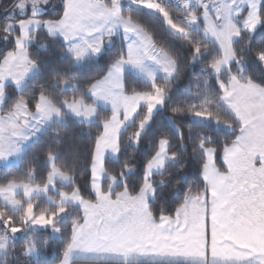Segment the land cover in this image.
Segmentation results:
<instances>
[{"label":"snow or ice","instance_id":"obj_1","mask_svg":"<svg viewBox=\"0 0 264 264\" xmlns=\"http://www.w3.org/2000/svg\"><path fill=\"white\" fill-rule=\"evenodd\" d=\"M130 3L183 51L122 0L4 9L0 264H264V0Z\"/></svg>","mask_w":264,"mask_h":264},{"label":"trees","instance_id":"obj_2","mask_svg":"<svg viewBox=\"0 0 264 264\" xmlns=\"http://www.w3.org/2000/svg\"><path fill=\"white\" fill-rule=\"evenodd\" d=\"M124 10L131 12L134 16L138 17L142 23L152 28L156 32L158 39H161L162 41L172 46L174 50L183 51V49L180 48L179 42L172 38L171 34L169 33V30L164 24L163 18L159 14H150L146 12L145 10L134 7V6L125 7ZM114 51H115V48H106L104 57H106L107 55L111 54ZM104 57H101V60L99 63H97L96 61H92L90 65H85V70H87L88 68H91L93 70L101 68L103 66ZM184 83L186 82L185 81L177 82V85H176L177 89H179L180 91H183L182 85ZM197 123L207 124V122H197ZM231 138L234 139V137H231ZM82 143L84 144L87 143L86 138L82 140ZM26 151H27L28 156L31 157L37 151V149L32 148L30 150L27 149ZM221 163L222 161H218L217 166L219 167ZM15 167L16 166L14 165L13 169H15ZM3 171H6V170L3 169V166H0V172H3ZM50 251L51 249H49V252ZM44 259L47 260L48 264H55V258L51 255L44 257Z\"/></svg>","mask_w":264,"mask_h":264},{"label":"rangeland","instance_id":"obj_3","mask_svg":"<svg viewBox=\"0 0 264 264\" xmlns=\"http://www.w3.org/2000/svg\"><path fill=\"white\" fill-rule=\"evenodd\" d=\"M12 2V0H0V19L3 18V12H4V9ZM129 6H134V7H137V8H140V9H143L137 5H134V4H131L130 3V0H122V7L123 9L125 7H129ZM145 10L146 12L150 13V14H158V13H155L151 10H148V9H143ZM27 150V149H26ZM2 166V165H0ZM14 166V165H13Z\"/></svg>","mask_w":264,"mask_h":264},{"label":"built area","instance_id":"obj_4","mask_svg":"<svg viewBox=\"0 0 264 264\" xmlns=\"http://www.w3.org/2000/svg\"><path fill=\"white\" fill-rule=\"evenodd\" d=\"M162 3L165 4V6H169V0H161ZM170 2L173 4V6H176V0H170Z\"/></svg>","mask_w":264,"mask_h":264}]
</instances>
